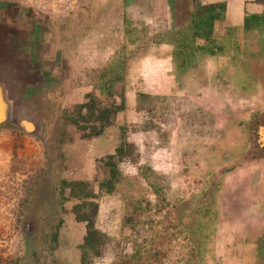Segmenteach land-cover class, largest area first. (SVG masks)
<instances>
[{
  "label": "rangeland",
  "instance_id": "obj_1",
  "mask_svg": "<svg viewBox=\"0 0 264 264\" xmlns=\"http://www.w3.org/2000/svg\"><path fill=\"white\" fill-rule=\"evenodd\" d=\"M170 2L0 0V264H264V0L209 36Z\"/></svg>",
  "mask_w": 264,
  "mask_h": 264
},
{
  "label": "trees",
  "instance_id": "obj_2",
  "mask_svg": "<svg viewBox=\"0 0 264 264\" xmlns=\"http://www.w3.org/2000/svg\"><path fill=\"white\" fill-rule=\"evenodd\" d=\"M258 3H262L263 0H256ZM197 8H203L204 12L203 14H200L198 12L194 13L193 18L194 21L192 22L193 24V28L195 29V31L197 33H199V35L197 36H203L200 35L202 34L201 29L204 26H208L209 27V31L207 32V35L209 36V34L211 33V29H212V25L215 21L221 20L224 17L225 14V3H215V4H209L207 6H196ZM198 20V21H196ZM247 25V22L245 20V26ZM206 35V36H207ZM91 103V105H90ZM80 110H85V112H87V118H82L81 112L78 113L77 118H73L71 119V123H73L75 126H77L79 129L81 130H88L90 131L89 134H85V137H92V136H98L100 135V133L102 132V128L105 126V124L109 121L110 117H112L113 115H115V113L118 111L119 108L117 107H101V108H94L93 106V101H89V103L83 104L81 106H79ZM92 121V122H90ZM83 122H89V123H94V125H91L90 127H86V126H82L81 123ZM125 153L123 150V147H119L116 152L115 155H111L108 157L109 160H114L115 157L117 158H122L125 157ZM109 166L113 167V170H110V174H111V178L105 182L100 184V189H105L107 192H109L112 189V182L115 178V174L117 172V168L115 166L114 162H110ZM66 183V182H65ZM67 185V184H66ZM69 187L71 189L72 192H74L76 190L75 187L79 188L78 193H81L84 197V199H92V200H96L97 196L96 194L85 191V184L84 183H71L69 184ZM83 205H88L90 208V215L87 216V214H80L78 212V209L76 208H80V207H75V216L76 219L79 222H84L86 223V235H85V242H84V246L83 249H87V250H91L93 249V246L95 244L96 239L99 237L100 232L95 228L94 225V217L97 215V203L94 202H85L83 203Z\"/></svg>",
  "mask_w": 264,
  "mask_h": 264
},
{
  "label": "crops",
  "instance_id": "obj_3",
  "mask_svg": "<svg viewBox=\"0 0 264 264\" xmlns=\"http://www.w3.org/2000/svg\"><path fill=\"white\" fill-rule=\"evenodd\" d=\"M186 2L188 9L187 14L192 11L190 2L192 0H179ZM203 5L215 4V3H225V20L234 25H240L246 13L254 14L257 11L259 4L255 0H198ZM171 2L170 0H153V8L156 14L162 17H166L171 14ZM152 8V9H153ZM155 16V15H153Z\"/></svg>",
  "mask_w": 264,
  "mask_h": 264
}]
</instances>
